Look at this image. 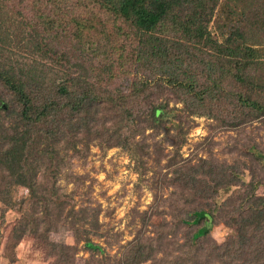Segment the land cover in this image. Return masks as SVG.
Returning <instances> with one entry per match:
<instances>
[{"label":"trees","instance_id":"obj_1","mask_svg":"<svg viewBox=\"0 0 264 264\" xmlns=\"http://www.w3.org/2000/svg\"><path fill=\"white\" fill-rule=\"evenodd\" d=\"M6 2L0 0V202L19 215L9 260L31 237L47 264H77L80 244L85 264H264V148L243 146L250 164L181 155L193 118H213L218 99L234 98L241 124L264 118V0H33L50 4L52 14H37L39 27L19 31L5 19ZM112 23L115 31L94 35ZM125 65L136 69L133 77L122 78ZM187 65L202 68L184 71ZM158 77V90L177 91L172 99L154 96L150 80ZM92 146L121 148L136 170H146L144 157L159 165L167 159L174 169L161 180L173 189L169 197L155 195L150 219L142 220L150 234L140 231L119 260L95 241L104 238L97 210L76 212L74 194L44 183L51 166L57 179L64 156ZM152 183L158 188L160 180ZM14 188L27 197L14 198ZM222 192L229 195L222 199ZM219 225L229 232L222 243L212 237ZM66 228L74 244L51 241Z\"/></svg>","mask_w":264,"mask_h":264},{"label":"rangeland","instance_id":"obj_2","mask_svg":"<svg viewBox=\"0 0 264 264\" xmlns=\"http://www.w3.org/2000/svg\"><path fill=\"white\" fill-rule=\"evenodd\" d=\"M72 3L74 1L70 2L69 5ZM5 7L8 14L5 17L6 21L8 23L13 22L15 28L18 27L22 30L28 24L36 28L39 27L40 23L36 15L49 16L53 11L50 4L43 5V3L33 2V0H7ZM108 20L110 19L105 21L108 22ZM120 23L118 22V25ZM97 27L99 32L96 31L94 35L98 38L104 37L101 31L110 33L115 31L113 23ZM209 30L215 31L213 24L210 25ZM213 37L221 40L219 34L213 33ZM122 44L129 46V42L124 39ZM75 45L73 43V46ZM128 52L130 51L128 50ZM128 58L129 55L126 54L122 64H129L131 60L128 61ZM262 63L264 64V61ZM126 66L128 65L124 66L125 76L122 77L123 79L127 76L133 77V71L136 70L129 66L131 69L129 71ZM191 66L187 65L184 71L187 69L194 71L197 67L202 68L196 65ZM262 74H264V69ZM159 78L150 80V88L154 92V96L161 99H172L177 91L172 88L158 90L155 85ZM230 90L235 93L233 89L230 88ZM235 103L234 98L233 100L218 99L215 101L217 112L212 116L213 118H209L207 114L193 118L194 121L186 139L187 142L181 151L182 160L187 161L194 159V157H200L233 162L236 158L250 164V159L245 157V151L243 152V146L246 145L247 148V145L254 141L264 148V118L257 119L252 123L241 124L240 120L244 116L234 111L240 110L235 107ZM178 106L181 108V105ZM170 107H174L173 102L170 103ZM183 125L187 130L188 124L185 122ZM151 133L150 130L146 132L148 144L151 142ZM64 160L67 165L62 167L59 177L55 179L51 166L49 176L46 177L48 180L44 183L55 181L59 186L65 188L68 195L74 194L75 204L73 203L72 207L76 212L86 207L97 210L98 221L104 238H96L95 241L107 248L111 256H115L119 260L123 257L125 248L128 249L129 244L135 242L140 231L150 234L149 223L143 226L142 220L150 219L155 195L164 196L165 199L169 197L173 189L170 187L163 189L161 180L166 175L171 178L173 175L171 171L174 169L167 166V159H164L159 165L150 157H144L142 162H144L146 170L139 168L137 171L134 160L126 151L118 147L102 150L97 146H92L82 151L79 156L71 157V154L64 156ZM155 178L160 180L158 188H153L152 185ZM259 193L264 195V188H261ZM27 195V190L23 188L13 189V196L16 199L18 197L23 199ZM228 195L229 192H222L221 198H226ZM69 209L70 207L67 211ZM18 216L16 211L5 213L4 205L0 202V264H47L43 258V253L37 248L35 240L31 237L24 238L14 248L15 262L9 260L8 244L12 242V230ZM228 234L229 232L224 225L216 226L212 230V237L219 243L224 242ZM50 239L52 242L68 245L75 243L74 232L70 231L69 228L64 229L61 233L52 234ZM82 247L83 244H80L77 264H85L89 258V254L84 252Z\"/></svg>","mask_w":264,"mask_h":264}]
</instances>
